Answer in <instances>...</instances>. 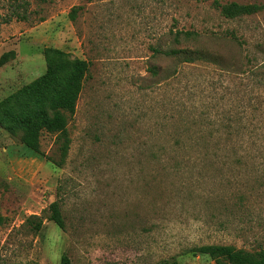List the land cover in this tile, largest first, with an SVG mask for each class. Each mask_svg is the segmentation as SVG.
I'll list each match as a JSON object with an SVG mask.
<instances>
[{
    "label": "rangeland",
    "instance_id": "rangeland-1",
    "mask_svg": "<svg viewBox=\"0 0 264 264\" xmlns=\"http://www.w3.org/2000/svg\"><path fill=\"white\" fill-rule=\"evenodd\" d=\"M231 2L264 5L0 0V101L45 72V48L88 64L64 155L53 134L38 154L0 128V264H59L62 253L71 264H231L194 250H264V8L225 17ZM183 32L219 62L165 59L160 50L197 43ZM54 201L63 229L49 219Z\"/></svg>",
    "mask_w": 264,
    "mask_h": 264
},
{
    "label": "trees",
    "instance_id": "trees-1",
    "mask_svg": "<svg viewBox=\"0 0 264 264\" xmlns=\"http://www.w3.org/2000/svg\"><path fill=\"white\" fill-rule=\"evenodd\" d=\"M220 6V4H219ZM225 17L256 13L264 5L226 3L220 6ZM74 7L71 10L73 11ZM15 17L25 20V14ZM73 18V16H71ZM182 38L197 42L194 46L168 47L160 50L165 59H181L182 62L219 61L212 59L208 49L201 45V36L194 32L181 33ZM179 33L175 34L174 43L179 44ZM199 38V39H198ZM159 52V50H158ZM46 70L38 78L32 80L0 101V128L13 134L21 131V141L29 150L42 154L40 137L43 132L53 134L63 155L69 144L67 123L75 110L76 101L88 72V64L83 59H68V54L56 48H45ZM211 57V58H210ZM7 54L0 57V65L6 62ZM152 75L157 74L156 66L149 67ZM49 219L60 229L64 228L59 204L54 201L49 205ZM29 230L34 233L42 229V221L37 215H30L25 220ZM194 253L207 256L212 260H220L231 264H264V250L249 251L233 245L208 244L195 248ZM59 264H71L69 257L62 253ZM160 264H179L174 258L164 259Z\"/></svg>",
    "mask_w": 264,
    "mask_h": 264
}]
</instances>
